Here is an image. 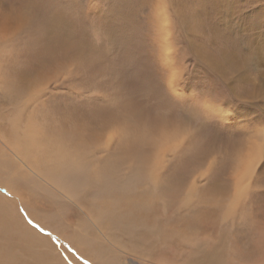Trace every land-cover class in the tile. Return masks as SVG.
Returning a JSON list of instances; mask_svg holds the SVG:
<instances>
[{"label":"rangeland","instance_id":"374dc122","mask_svg":"<svg viewBox=\"0 0 264 264\" xmlns=\"http://www.w3.org/2000/svg\"><path fill=\"white\" fill-rule=\"evenodd\" d=\"M43 2L0 0V264H264V0Z\"/></svg>","mask_w":264,"mask_h":264},{"label":"bare ground","instance_id":"6f19581e","mask_svg":"<svg viewBox=\"0 0 264 264\" xmlns=\"http://www.w3.org/2000/svg\"><path fill=\"white\" fill-rule=\"evenodd\" d=\"M28 2L30 3H33L34 7H40V8H45L44 6L48 5V4H44L43 0H27ZM7 24V23H6ZM7 30V28L5 27L4 24H2V18H0V34H3L5 31L4 30ZM12 30V29H11ZM16 31V30H15ZM2 39V37H1ZM51 40V39H50ZM66 40V39H65ZM53 40L51 41H43L41 44H39V42L37 43V45L35 46H32L30 49H29V53L27 52L26 55V59L24 60L25 62V66H32L33 64L37 63L40 61V59H45V55H48L49 54V50L50 49H47L49 47H53L52 43H55L54 41L52 42ZM51 42V43H50ZM25 45V44H24ZM14 46V45H13ZM26 46V45H25ZM49 46V47H48ZM60 46V45H59ZM66 46V45H64ZM70 47V46H69ZM78 47V46H77ZM25 48V47H24ZM55 48H57L59 50V48L62 50V53L63 52V46L61 45L60 47H57L55 46ZM52 49V48H51ZM54 50V49H52ZM25 51V50H24ZM15 52V51H14ZM55 52V51H54ZM66 52V51H65ZM23 53V52H22ZM61 53V52H60ZM76 53V52H74ZM52 54V53H51ZM66 54V53H65ZM78 55V54H77ZM49 57H51L50 55H48ZM54 56V55H53ZM69 56V55H68ZM17 57V56H16ZM56 57V56H55ZM54 57V58H55ZM24 58V57H23ZM61 58V57H60ZM11 59V58H10ZM65 60V59H64ZM47 61V60H46ZM49 61V60H48ZM57 62V61H56ZM54 61V63H56ZM39 64H41L39 62ZM27 67V69H28ZM36 67V66H34ZM25 68V67H24ZM32 68V67H31ZM1 73V72H0ZM6 72H2L1 75H5ZM8 73V71H7ZM22 71H16L14 70L13 72L10 73V76L6 77L5 76L3 77L2 76V79H3V83H4V88L9 91V93H13L16 89H18L19 87V81L18 79H21V75H22ZM23 85V84H22ZM28 87V86H27ZM6 91V92H7ZM18 91V90H17ZM24 91V90H23ZM60 132H57V134H59ZM66 134V133H65ZM64 134V135H65ZM46 135V134H45ZM61 135H63L61 133ZM73 135V134H72ZM261 135V136H260ZM258 136V140H260V144L256 145L253 150V156L256 155V153L258 151L261 152V149H264V135L263 134H260ZM54 135L51 134L50 137H53ZM40 140L39 142H41L42 146L43 147H49V141L47 140V138L45 136H40L38 137ZM67 139V138H66ZM65 138L63 139L66 140ZM64 144V143H63ZM78 145V144H77ZM76 145V147H77ZM78 148V147H77ZM261 148V149H260ZM68 150V149H67ZM71 149H69L70 151ZM66 174V173H65ZM69 177V178H68ZM67 178L68 179H71L70 175L67 173ZM118 194L115 192V193H112V192H108L109 193V196L112 197L114 196L116 198V203H112V204H108V205H105L103 206V210H102V217L104 218H107L108 219V223H109V228L110 230L112 231H116V230H119V231H125L127 233H134V231L138 230L137 232L139 233L140 236H142V233H148V229L145 227L146 225H141L139 227H137V221H136V218H135V215H137L139 212V209H138V206H136V201L135 196H132L130 194V191H127V189L124 187L122 190L119 188L118 189ZM116 194V196H115ZM142 204V203H141ZM120 205H124L122 206L124 209L120 210ZM137 213V214H135ZM134 215V219L132 218ZM138 216V215H137ZM140 218V217H138ZM110 220V221H109ZM141 222L143 223H146L144 222L143 220H140ZM193 222V221H191ZM147 224V223H146ZM196 226L195 224L192 223V227ZM196 228V227H195ZM153 231V230H152ZM155 231V230H154ZM150 232V231H149ZM116 233V232H115ZM152 233V232H151ZM150 233V234H151ZM112 234V233H111ZM152 235V234H151ZM155 235V233L153 234ZM114 236V234H113ZM145 238H150L149 236V233H148V236H144ZM112 238V237H111ZM122 238V237H121ZM136 238V237H135ZM138 238V237H137ZM143 238V237H142ZM144 238V239H145ZM121 240V239H120ZM116 242V240H115ZM153 244V243H152ZM133 248V247H132ZM132 251H135V249H133ZM131 260V259H130ZM135 260V259H133ZM138 260V259H137ZM137 263V262H136ZM134 263L133 261H125L123 264H136ZM144 264V263H143Z\"/></svg>","mask_w":264,"mask_h":264}]
</instances>
